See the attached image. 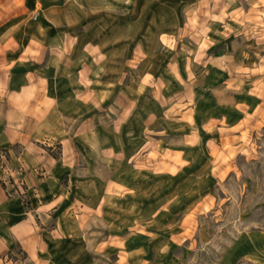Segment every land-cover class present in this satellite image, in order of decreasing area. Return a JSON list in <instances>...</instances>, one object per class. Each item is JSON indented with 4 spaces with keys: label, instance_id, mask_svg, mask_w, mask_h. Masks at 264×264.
<instances>
[{
    "label": "rangeland",
    "instance_id": "1",
    "mask_svg": "<svg viewBox=\"0 0 264 264\" xmlns=\"http://www.w3.org/2000/svg\"><path fill=\"white\" fill-rule=\"evenodd\" d=\"M2 147L37 264H264V0H0Z\"/></svg>",
    "mask_w": 264,
    "mask_h": 264
},
{
    "label": "crops",
    "instance_id": "2",
    "mask_svg": "<svg viewBox=\"0 0 264 264\" xmlns=\"http://www.w3.org/2000/svg\"><path fill=\"white\" fill-rule=\"evenodd\" d=\"M60 168L62 169L63 174H65L66 169L62 166ZM53 170L54 169L52 168L51 172ZM26 193L28 195L27 191ZM31 209L32 202L31 208L27 210L23 204L22 196L18 193L0 202V214L2 215L0 217V240L2 242V247L4 248L2 251L0 249V264H25L27 260L34 264H37L38 262L41 263L39 239L43 238V231L40 234V232L35 230L34 220L28 215ZM47 232L50 234V230H47ZM251 236L255 235L251 233ZM45 237L46 234L44 232V238ZM55 237L59 236L53 235V238ZM13 242H18L26 251V256H24L23 259L16 258L15 260H12L7 254H4L8 248L13 250ZM261 247L262 246H260V248Z\"/></svg>",
    "mask_w": 264,
    "mask_h": 264
},
{
    "label": "trees",
    "instance_id": "3",
    "mask_svg": "<svg viewBox=\"0 0 264 264\" xmlns=\"http://www.w3.org/2000/svg\"><path fill=\"white\" fill-rule=\"evenodd\" d=\"M1 150L5 151L6 156L9 158L10 157V151L8 147H2L0 148ZM0 181L2 182V179L0 178ZM22 196L23 199V204L26 207L27 210L31 208V201L29 196L27 195L26 191L23 192H18ZM20 250L23 252L24 256H26V251L20 246ZM7 254L8 257L10 258H17V255L13 253V250L11 248L6 249L5 253Z\"/></svg>",
    "mask_w": 264,
    "mask_h": 264
}]
</instances>
